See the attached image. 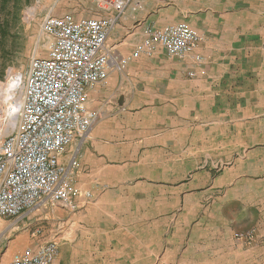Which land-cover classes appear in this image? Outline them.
I'll list each match as a JSON object with an SVG mask.
<instances>
[{"label": "crops", "instance_id": "1", "mask_svg": "<svg viewBox=\"0 0 264 264\" xmlns=\"http://www.w3.org/2000/svg\"><path fill=\"white\" fill-rule=\"evenodd\" d=\"M141 5L123 14L107 41L126 63L87 91V107L97 114L94 125L60 157L75 188L91 194L71 220L111 222L130 231L128 225L137 224L134 250L109 249L113 256L134 255L119 257L117 264H264V219L247 215L257 244L233 239L238 218L221 215L214 231L205 226L194 243L197 234L185 216L192 189L221 188L230 172L212 175L213 168H193L191 159L227 157L219 145L221 126L261 118L251 112L258 109L256 102L264 109V0H144ZM179 22L199 32L200 62L169 56L158 46L137 52L146 28ZM199 143L218 149L192 151ZM204 204L200 214L207 217ZM176 221L189 223L181 244L169 231Z\"/></svg>", "mask_w": 264, "mask_h": 264}, {"label": "built area", "instance_id": "2", "mask_svg": "<svg viewBox=\"0 0 264 264\" xmlns=\"http://www.w3.org/2000/svg\"><path fill=\"white\" fill-rule=\"evenodd\" d=\"M105 15L76 19L70 14L46 15L40 33L46 54L33 56L21 78L13 129L0 135V228L17 222L45 204L77 211L91 201L89 192L75 188L70 169L60 163L65 150L83 139L97 114L87 107V91L106 83L109 72L126 63L107 47V41L128 9L140 10L144 0H100ZM199 32L185 22L148 27L137 52L156 46L167 55L201 58L196 50ZM236 239H248L235 235ZM58 246L45 241L16 252L0 264H55Z\"/></svg>", "mask_w": 264, "mask_h": 264}, {"label": "rangeland", "instance_id": "3", "mask_svg": "<svg viewBox=\"0 0 264 264\" xmlns=\"http://www.w3.org/2000/svg\"><path fill=\"white\" fill-rule=\"evenodd\" d=\"M100 2V0H8L0 16V88L18 84L21 81L19 77L25 74L29 60L33 56H45L47 40L40 33V24L46 15L60 17L70 14L76 19L101 17L105 12ZM260 49L264 50V40ZM255 106L258 109L251 113L261 118L249 120L248 124L221 126L222 133L218 138L222 143L219 145L222 151H226L227 157L208 156L191 159L193 168L207 170L213 168L212 175L230 171L225 176L221 188H213L206 192L192 189L190 192L191 207L185 216L190 219L191 229L197 234L192 240L194 243L200 240L198 234L200 235L205 226L214 231L216 217L220 215L224 219L232 216L238 218L235 230H231L233 239L238 240L235 238L238 234L248 237L239 239L240 243H258L255 229L246 225L250 219L247 215L264 219V109H260L258 102ZM231 114L234 116V113ZM223 118L225 122L226 117ZM7 122L8 117L5 116L1 123L0 135L10 131L11 127L4 131ZM194 149L216 151L218 147L214 143H199L193 144L192 151ZM204 203H207V217L204 213L200 214L204 209L202 207ZM76 212L59 205L45 204L25 214L17 222L1 227L0 259L9 260L16 252L45 241H55L58 246L55 264H117L119 257L128 260L134 258V255L113 256L109 249L126 246L134 250L138 244L135 236L138 232L133 231L135 226L138 227L137 224L128 225H132L133 230L130 231L123 228L124 225L111 222L90 220L76 222L71 220ZM238 212L239 215H234ZM205 221L204 225L202 222ZM199 222L203 225H196ZM188 224L176 221L169 228V231L174 233L176 243L185 242L184 235L187 231L190 232ZM142 229L144 230V227ZM10 252H13L11 256Z\"/></svg>", "mask_w": 264, "mask_h": 264}, {"label": "bare ground", "instance_id": "4", "mask_svg": "<svg viewBox=\"0 0 264 264\" xmlns=\"http://www.w3.org/2000/svg\"><path fill=\"white\" fill-rule=\"evenodd\" d=\"M21 81L18 84L0 88V127L4 117H8V122L6 123L8 128L5 126L4 131H7L10 127L13 129L16 124V111L20 104V96L14 99L12 96L15 91L21 90Z\"/></svg>", "mask_w": 264, "mask_h": 264}, {"label": "trees", "instance_id": "5", "mask_svg": "<svg viewBox=\"0 0 264 264\" xmlns=\"http://www.w3.org/2000/svg\"><path fill=\"white\" fill-rule=\"evenodd\" d=\"M8 0H0V16H1V11L4 8V5H6Z\"/></svg>", "mask_w": 264, "mask_h": 264}]
</instances>
